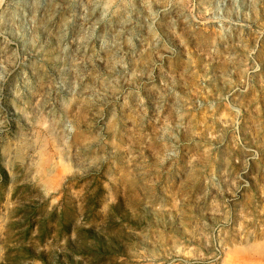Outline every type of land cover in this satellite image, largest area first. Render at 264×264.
<instances>
[{"label":"rangeland","instance_id":"obj_1","mask_svg":"<svg viewBox=\"0 0 264 264\" xmlns=\"http://www.w3.org/2000/svg\"><path fill=\"white\" fill-rule=\"evenodd\" d=\"M0 264H264V0H0Z\"/></svg>","mask_w":264,"mask_h":264}]
</instances>
